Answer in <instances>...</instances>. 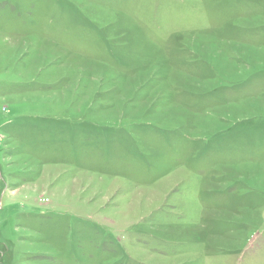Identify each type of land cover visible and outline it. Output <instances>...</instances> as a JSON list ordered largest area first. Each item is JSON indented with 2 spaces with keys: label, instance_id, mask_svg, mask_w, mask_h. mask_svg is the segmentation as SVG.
<instances>
[{
  "label": "rangeland",
  "instance_id": "rangeland-1",
  "mask_svg": "<svg viewBox=\"0 0 264 264\" xmlns=\"http://www.w3.org/2000/svg\"><path fill=\"white\" fill-rule=\"evenodd\" d=\"M0 264H264V0H0Z\"/></svg>",
  "mask_w": 264,
  "mask_h": 264
}]
</instances>
